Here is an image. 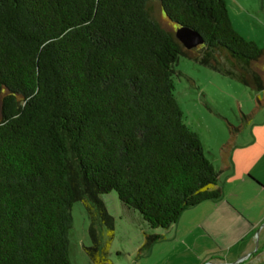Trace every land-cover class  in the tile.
<instances>
[{"label":"trees","instance_id":"trees-1","mask_svg":"<svg viewBox=\"0 0 264 264\" xmlns=\"http://www.w3.org/2000/svg\"><path fill=\"white\" fill-rule=\"evenodd\" d=\"M163 15L204 45L187 50ZM180 58L264 93V48L226 0H0V264H72L79 202L92 218L87 255L108 264L96 227L114 234L101 200L111 192L154 231L222 198L226 170L175 94ZM255 113L230 127L225 155ZM161 239L147 235L142 250Z\"/></svg>","mask_w":264,"mask_h":264},{"label":"rangeland","instance_id":"rangeland-1","mask_svg":"<svg viewBox=\"0 0 264 264\" xmlns=\"http://www.w3.org/2000/svg\"><path fill=\"white\" fill-rule=\"evenodd\" d=\"M226 3L239 33L264 48V0H226ZM160 14V9L156 7V17ZM159 23L168 31L178 30L165 15ZM175 69L178 74L175 94L185 120L201 138L207 157L217 171H222L221 152L229 143L230 127L242 126L243 116L256 111L252 123L242 131L237 146L238 150L247 153L252 174L264 177V107L257 111L259 100L264 101V93H257L186 58H180ZM232 154L225 155L228 161ZM236 166L240 176L242 165L236 163ZM221 183L225 184L224 180ZM228 188H236L241 193L240 203L236 205L247 218L236 211L249 225L264 216V193L256 189H244L235 180L229 182ZM101 200L115 224L113 235L99 223L96 227L101 249L108 254V264H200L204 254L214 258L225 245L239 239L240 229L236 227L228 233L223 229L216 232L207 230L209 226L205 222L213 210L210 205L189 210L177 226L168 232L150 229L139 212L123 206L116 192L101 196ZM72 217L73 225L69 233L72 264H94L87 255V249L93 247L91 215L83 203L79 202L73 206ZM220 224L224 227L223 221ZM147 235H161L162 239L151 248L142 250ZM250 240L254 242L250 255L238 264H264V223L256 227Z\"/></svg>","mask_w":264,"mask_h":264},{"label":"crops","instance_id":"crops-1","mask_svg":"<svg viewBox=\"0 0 264 264\" xmlns=\"http://www.w3.org/2000/svg\"><path fill=\"white\" fill-rule=\"evenodd\" d=\"M232 153L233 154L230 156V161H228L229 158L225 156L223 151L221 152L223 160L221 169L226 170L221 177V182L224 180L225 183H221V188L223 190L222 198L218 201L207 202L203 205H210L213 207L212 213L207 217L208 219L205 222L209 226L206 227L208 231L216 232L223 229L228 233L230 231L233 232L231 229L236 227L240 229L239 239L230 245H225L224 247L221 243H218V245L224 248L219 251L220 254L216 255L214 258H212L210 254H204L200 264H219V262H223L225 264H238L241 260H243V258L250 255V250L254 245V242L250 240L251 236L255 232L256 227L264 223V216L257 222L249 221L253 222L251 225L245 221L246 219L243 220L241 217L244 216L247 218L246 214L236 205L240 203L241 193L237 192L236 188H228L229 182L235 180L236 184L239 186L241 183L244 189L246 187V189H256L257 192L264 193V177L263 175L258 177L252 174L250 166L251 163L249 158L246 156L247 153L244 150H238V146L236 145ZM236 163H241L242 165L241 169L243 172L240 176L237 174L238 169ZM252 176H254L255 179ZM201 206H198V208ZM236 210H238L242 216L237 213L238 211ZM222 221L224 222V227H222L220 224ZM176 226L177 225L173 226L171 229L175 228ZM171 229L168 230V232L171 231ZM242 255L245 256L242 257ZM236 258H239L238 261L233 263Z\"/></svg>","mask_w":264,"mask_h":264},{"label":"water","instance_id":"water-1","mask_svg":"<svg viewBox=\"0 0 264 264\" xmlns=\"http://www.w3.org/2000/svg\"><path fill=\"white\" fill-rule=\"evenodd\" d=\"M176 37L187 50H193L204 45L202 36L191 28H178Z\"/></svg>","mask_w":264,"mask_h":264}]
</instances>
